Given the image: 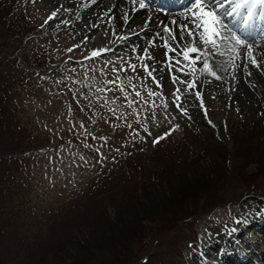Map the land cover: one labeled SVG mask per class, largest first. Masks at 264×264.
<instances>
[{
  "label": "rangeland",
  "instance_id": "obj_1",
  "mask_svg": "<svg viewBox=\"0 0 264 264\" xmlns=\"http://www.w3.org/2000/svg\"><path fill=\"white\" fill-rule=\"evenodd\" d=\"M56 1L0 0V264H264L228 237L264 198V107L197 90L182 42L101 51L116 32Z\"/></svg>",
  "mask_w": 264,
  "mask_h": 264
},
{
  "label": "bare ground",
  "instance_id": "obj_2",
  "mask_svg": "<svg viewBox=\"0 0 264 264\" xmlns=\"http://www.w3.org/2000/svg\"><path fill=\"white\" fill-rule=\"evenodd\" d=\"M143 1L144 8L140 7V0H64L63 2L56 1L57 4H55L54 12L57 16L64 15L66 18L70 17L73 19L87 12L86 16L94 19L99 24L104 26L109 25L114 30L113 32H116L117 38L113 35V39L108 42V46L101 51L121 45L124 48L127 46V49L134 48L155 53L158 48H161L159 47L160 42L167 43L169 48L172 49L173 44L178 41L182 42L185 48L195 46L200 50L199 59L197 60V53H192L190 54V58L196 60V63L194 65L189 64L192 79L197 90L200 92H214L224 97L226 93L224 92L225 89L232 87L235 88V95H229L228 98L233 103L239 101L245 107H248L249 104L254 108L264 107V19L260 17L258 23H254V19H252L247 25H244V31L247 32L244 35L237 31V23L240 16H237L232 23H227V17L223 16L224 23L245 40L247 44L252 46V56L256 61V64L253 65L252 61L248 58L247 47L242 48L240 45H236L235 41L228 40L226 43L222 42V46L218 51L212 49L210 45H204L200 41L199 33L201 30L195 29L191 13L188 12L192 0L186 2L184 4L186 6L177 10L170 9L177 7L185 0H153V3L157 7L149 10L146 8L147 0ZM225 3L227 4V0H225ZM159 7H162V9ZM89 11L95 12L98 15H91ZM107 19H110V21ZM165 28L170 29L171 34L169 31H165ZM188 31H192L193 35L189 36ZM222 32L224 35H231L228 29H222ZM256 32H261L258 38L262 40L259 43H255V40H250ZM220 52H223V55H220ZM205 60H207L211 72L215 75L204 71ZM147 62L150 63V61ZM185 63L184 60L176 58L174 66L185 71L187 69ZM193 68L195 69L194 71ZM217 77L219 78L217 79ZM193 102L197 103L198 99H194ZM245 204L248 205L250 209L248 212H251V215H247L248 212L242 210L246 214H239V217H237L239 219L236 218L238 222H235V227H233L228 236L231 238L229 240L234 241L235 237L243 236V234H240L242 231L249 230V232L253 231L252 235L249 234L247 238L243 237V240L247 244L251 243L249 237L256 238L255 235L260 240H257V244L264 242V238L259 235L262 234L264 236V198L254 202L249 201ZM228 222H233L231 217H229ZM216 238H220L222 241L223 236L218 235ZM216 244L217 241L211 242V246H215ZM227 245L228 243L226 242L225 245L221 243V246L224 248ZM252 250L256 251L255 248ZM225 253V251L222 252V254ZM249 260L254 259H249V256H245L239 251L233 252L229 256V261L233 264H246Z\"/></svg>",
  "mask_w": 264,
  "mask_h": 264
},
{
  "label": "snow or ice",
  "instance_id": "obj_3",
  "mask_svg": "<svg viewBox=\"0 0 264 264\" xmlns=\"http://www.w3.org/2000/svg\"><path fill=\"white\" fill-rule=\"evenodd\" d=\"M140 7H145L142 0ZM188 12L191 13L195 29L201 30L199 33V39L204 45H210L212 49L218 51L222 46V42L226 43L228 40L235 41L236 45H240L242 48L247 47L248 58L252 61L253 65L256 64L255 58L252 56V46L247 44L245 40H243L236 34L235 31L224 23L223 16H240L241 22L244 25H247L257 16L264 19V0H227V4L225 3V0H192ZM54 16L55 13L53 16L49 17V20H52ZM173 23H175V21H173ZM222 29H228L231 35H224ZM164 30L169 31L171 34L170 29L165 28ZM188 35L192 36L193 32L188 31ZM173 39H175V37H173ZM164 47L168 49V51H173V49L169 48L167 43ZM192 53L198 54V60L200 50L195 46L185 48L183 51V57L185 60H188L190 64L194 65L196 60H192L190 58V54ZM96 55H98L97 52L92 53V56ZM220 55H223V52H220ZM194 70L195 69L193 68V71ZM204 71L215 75L211 72V68L207 60L204 61ZM218 78L219 77H217V79ZM181 83H183V81H181ZM189 87L191 88L193 85L189 84ZM137 95H139V93H137ZM150 95H152V93H150ZM197 96L199 97V94H197Z\"/></svg>",
  "mask_w": 264,
  "mask_h": 264
},
{
  "label": "trees",
  "instance_id": "obj_4",
  "mask_svg": "<svg viewBox=\"0 0 264 264\" xmlns=\"http://www.w3.org/2000/svg\"><path fill=\"white\" fill-rule=\"evenodd\" d=\"M3 2V4H5V5H11V4H6L4 1H2ZM3 9V8H2ZM8 9H9V7H8ZM15 13H16V11L15 10H13ZM2 13V12H1ZM0 28H2V29H4L5 28V26H1ZM27 149V148H26ZM21 150H25V149H21ZM6 155L7 154H4L3 152H2V149L0 148V158H3L4 160L6 159ZM175 174L177 173V171L176 172H174ZM170 177H172V176H170ZM169 177V178H170ZM219 179H221V178H219ZM111 196H113V195H111ZM115 197H118V196H115ZM115 200V199H114ZM117 200V199H116ZM115 200V201H116ZM109 205H111V204H109ZM155 205V204H154ZM174 207H176V205L175 206H173L172 208H174ZM171 208V209H172ZM170 209V210H171ZM170 210H162V211H156V209H154V210H151L150 211V215L153 217L154 216V218L155 219H161V217L159 216V215H164V214H167ZM178 220H181V219H178ZM114 227H115V230H116V232H117V234H119V231H120V228H121V225L119 226L118 224H115L114 223ZM118 235H115L113 238L112 237H108L107 239H109V240H112V239H114V238H116ZM88 241H89V239H88ZM128 252V246L127 245H125V246H123L122 244H121V254H125V253H127ZM185 252V251H184ZM184 255V254H183ZM129 256V255H128ZM127 257V256H126ZM184 257V256H183ZM129 258V257H128ZM143 262H145V261H143ZM175 263H177V260H175V261H173L171 264H175Z\"/></svg>",
  "mask_w": 264,
  "mask_h": 264
}]
</instances>
